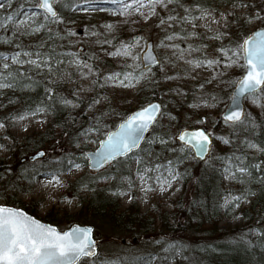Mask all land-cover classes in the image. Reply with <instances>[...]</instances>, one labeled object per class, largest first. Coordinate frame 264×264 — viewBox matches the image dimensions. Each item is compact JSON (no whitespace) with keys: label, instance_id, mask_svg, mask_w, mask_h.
<instances>
[{"label":"snow or ice","instance_id":"6c2138e0","mask_svg":"<svg viewBox=\"0 0 264 264\" xmlns=\"http://www.w3.org/2000/svg\"><path fill=\"white\" fill-rule=\"evenodd\" d=\"M97 16L119 17L121 24L135 22L133 18L155 22L153 26L164 33V38L158 44L143 35L122 40L115 35V23L78 24L80 17ZM0 32V44L11 46L0 51V96L7 98L4 90L15 89L18 84L29 90L44 84V96L35 103H22L9 111V106L19 101L0 102V108L5 109L0 116V153L12 150L17 139L13 130L50 131V118L57 113L60 122L56 127L61 136L52 145L57 158L47 165L41 162L47 149H38L31 170H0V264H118L101 255L92 226L76 224L60 229L13 203L21 195L30 199L36 196L37 186L41 193L65 188L68 176L88 168L96 176L91 183L116 188L114 196L135 202L138 189L145 197L150 193L168 197L180 191L177 186L187 175L186 162L207 164L213 140H218L235 148L216 157L221 180L242 187L224 189L216 207L234 214L253 202L257 192L249 185L254 181L259 184V197L264 199V138L256 140L258 128L264 134V121L257 124L242 106V101L250 98L264 110V0H224L215 5L212 0H0ZM24 38L29 42L24 43ZM193 38L216 43L209 51L207 43L189 42ZM158 48L167 50L163 57L156 54ZM103 58H119V70L109 68ZM174 60H183L193 72L209 71L210 78H203L200 94L188 105L193 110L218 107L221 97L209 86L230 85V102L222 113L227 136L210 131L208 115L196 111L198 118L191 125L172 131L177 117L163 102L140 104L136 110L119 115V122L112 120L117 115L114 110L105 111L107 97L97 89L112 85L143 91L145 85L159 83L154 65L164 80L173 81L176 77L165 69ZM234 70L239 74L225 80ZM171 91L187 96L182 86ZM87 93L91 95L85 98ZM81 105L91 113L86 122L77 119L83 112ZM93 144L95 149H91ZM121 168L127 175L120 174ZM82 186L95 191L88 184ZM65 203L75 207L77 202ZM193 203L204 207L199 201ZM258 225L249 231L264 243V221ZM156 244L163 254L149 253L140 264H184L189 259L182 244Z\"/></svg>","mask_w":264,"mask_h":264},{"label":"trees","instance_id":"16d2710c","mask_svg":"<svg viewBox=\"0 0 264 264\" xmlns=\"http://www.w3.org/2000/svg\"><path fill=\"white\" fill-rule=\"evenodd\" d=\"M220 1L212 0V4L215 5ZM68 15L70 16L72 14L69 12ZM8 47L11 46L0 44V51H8ZM67 87L71 88L69 85ZM43 88V83L34 85L31 90L25 89L21 84H18L15 89L4 90L7 98L0 96V102L7 104L8 99L18 100L19 102L14 107L9 106L8 109L9 111H15V109L21 107L22 103H35L43 97ZM63 94L67 95V90H64ZM138 95L140 97L139 105L146 104L149 101L159 100L157 85H145L143 91H138ZM223 99L222 103L226 105L229 102V95ZM81 107L83 108V112H81L77 119L86 122L91 114H89L88 109L84 105H81ZM135 109L137 107H127L124 104L122 111L115 115V121L119 122V115ZM2 110L5 111L4 108ZM183 112L184 106L179 105L176 112H174L176 113L175 116L177 119L172 122L174 126H179L180 129L187 124L179 118V114ZM174 113L172 112V114ZM251 115L255 117L257 124L264 121V110L261 108L258 111L254 110ZM51 121L50 131L45 130L44 132L27 136L24 144H14L16 150L21 155L23 153L30 154L38 149H47L48 144L53 145L57 139H61L60 130L56 127L57 123L60 122L59 113L53 115ZM213 128L215 130L224 129L228 133L221 117L217 119ZM261 138H264V134L258 128L256 140L259 141ZM241 139H243L242 136ZM64 141H67L66 137ZM220 148H222L220 152H216V148L213 147L210 157L207 158V164L197 160H194L193 164H187L189 161L186 162L187 175L184 181H182L183 193L173 201L172 211H167L161 208L160 205H154L150 210L142 212L136 200L135 202H131L128 208L122 209L120 197L112 194L117 189L105 187L103 182L98 185L92 184L91 181L95 180L96 176L88 170L70 185V188L73 190V196L79 199L81 205L78 215L89 213L98 220L112 222L117 231L130 232L135 242H138V240H147L150 237L160 234L163 236V233L166 232L172 236V239L175 241L174 243H179L184 246V255L188 258L190 257L187 264H264V243L249 231L250 228L255 229L261 226L258 225V222L264 221V199L259 197L258 182L254 181L253 185H249L257 192V196L252 198L253 202L246 204L240 210L244 225L241 228L234 229L230 233L229 231H223L219 226L223 215L227 212L224 209H218L216 207L218 195H223L224 189L236 191V189L242 187L238 183L229 185L227 182L221 180V173L218 170L220 164L216 157L230 154L235 148L233 145L225 144ZM78 155L79 153L77 152ZM56 158L57 156L50 158L47 155L41 162L47 165L49 161L55 160ZM9 161V159L1 158L0 170L11 167L18 173H23L25 168L31 170L32 166L36 164V161H18L19 163L13 166V163ZM196 166H198V169L197 172H194L193 170ZM120 174L127 175L126 169L121 168ZM81 177L82 179H80ZM22 183L26 184L27 182L24 181ZM83 184H88L89 187L95 188V191L84 189ZM188 188H190V191L187 190ZM193 201L201 202L204 207L198 208ZM13 203L17 207L23 206L17 199ZM35 207V204L32 203L22 208L30 214H34ZM39 218L58 226L60 229H65L74 223L84 224L79 220H75V214L68 213L59 216V214L52 215L49 212L46 216ZM64 222L67 225L63 226L62 223ZM97 230L96 228L95 232ZM190 233L194 234L196 239L191 244H186L184 243V238ZM175 236H178V240H175ZM124 240L126 239L123 238ZM148 254L120 258L119 264H140V260Z\"/></svg>","mask_w":264,"mask_h":264},{"label":"rangeland","instance_id":"374dc122","mask_svg":"<svg viewBox=\"0 0 264 264\" xmlns=\"http://www.w3.org/2000/svg\"><path fill=\"white\" fill-rule=\"evenodd\" d=\"M224 0H221L217 4H223ZM121 18L119 17H105V16H97L94 19L84 18L80 17L78 20V24L80 25H88V24H97V23H104L105 21L110 23H115L116 29H115V35L118 39L122 40H128L133 35H143L146 38L150 39V41L158 44L163 38L164 33L157 27H154V23H146L138 18H133L135 22H132L131 20L127 24H121L118 23V21ZM78 31H82V29L77 28ZM201 32L204 31V29H200ZM0 34H3L0 32ZM10 35V33H9ZM210 36L211 33H208ZM195 44H200L201 42L207 43L210 45L209 51H211V46L214 45L216 42L207 40L206 38L201 41L199 38H193L189 42H193ZM28 38H24V43H28ZM182 48H186L187 44H181ZM10 50L11 47H8ZM86 51H90V49H87L85 47ZM167 50L165 49H156V54L163 57ZM195 55V54H194ZM104 63L107 64V66L113 70H119L120 60L119 58H103ZM187 69V71H186ZM153 71L157 72L156 80L159 82L157 84V91L159 94V100L163 103H166L170 110L174 107L172 112H176V109L179 107V105L184 106V112L179 114L180 120L186 122V126L191 125L192 122L198 118L197 115L194 114V111L198 112L199 115H208V127L209 130L214 132L215 135H224L227 136L228 133L224 129H217L215 130L213 126L215 125L217 119L221 117V114L224 110V103H221L216 108H201L199 110H193L188 107L189 104L194 102V99L196 96H198L199 93V83L203 81V78H210L209 71H199L193 72L191 67L186 65L183 60L175 61L172 64H168L165 71L174 77H176L173 81H166L163 78V73H160L156 68H153ZM238 70H234L233 72H230L228 76L225 77V80L234 79L236 75H238ZM192 75H196L197 79L193 80L191 79ZM72 87L71 85H69ZM85 86L87 87V82H85ZM177 86H182V91L187 93V96L180 97L177 96L175 91H171V89L176 88ZM209 90L215 92V94H218L221 97V100L223 102V98L225 96L231 95V87L229 84H214L212 86H209ZM101 96L107 97V105L108 107L105 109V111H115V113H120L123 109L124 104H126L127 107L136 108L139 105L140 97L138 95V90L132 89V90H125L121 89L118 86H112L109 85L104 90H99ZM87 95H91V93L85 94V98ZM1 101V99H0ZM227 105V104H226ZM246 105L248 108V112L252 114V112L258 111L260 108L256 105L251 103V99L246 100ZM186 110V111H185ZM5 114V111L0 108V116H3ZM89 114H91L89 112ZM174 113L173 115H175ZM116 116L112 117V120L115 121ZM51 119V118H50ZM165 125L168 124L167 120L164 121ZM179 126L172 127V131L179 130ZM45 129H29V132L25 133L23 130H13V135L17 137V142L15 144H24L25 138L27 136L44 132ZM223 145L218 140H215L214 147L216 148V152H220L222 148H220ZM68 146V144H66ZM92 149H95L96 145L93 144ZM155 150L158 152L160 149L158 146H154ZM35 152H32L30 154L21 155L17 150L16 147H12V150L7 153L3 154L0 153V159L6 158L9 159L10 163H13V166L17 165L18 161H30L28 160V157ZM47 155L50 158H54L57 156V153L53 151L52 144H48L47 146ZM25 159V160H24ZM194 160H190L187 164H193ZM198 166L194 168V172H197ZM89 170H83L80 173H77L75 175H70L67 177L68 186L62 189L58 190H50L47 192H40L39 186L35 189L37 191V195L32 197L31 199L27 196L21 195L20 197L16 198L20 201V204L25 206L28 204H35V211L34 214L43 217L46 216L49 212H51L52 215L59 214V216H63L65 213L68 214H75V220H79L81 223L84 224H91L95 226V229L98 230L95 232L96 238L99 240V251L101 252L102 256L107 257L108 259L118 261L120 258H129V256H140L147 253H154L155 251H160L162 253V250L160 249V246L156 244V241H161L162 243H174L175 241L172 239V236L168 233H163V236L160 234L158 236L150 237V239L147 240H138V242H135L132 239V235L130 232H122L117 231V229L114 227V224L109 221L104 220H98L94 218L89 213L78 215V211L81 209V205L79 203V199L77 197L73 196V190L70 188V185L72 182L76 181L80 176L85 174ZM103 171V170H102ZM133 171H134V165H133ZM104 184V183H103ZM177 187L180 188L179 192H176L174 194L170 193L168 197H163L162 194H152L150 193L147 197L143 196V193H140L138 189L136 190V202L142 212H146L150 210L151 207L154 205L158 206L160 205L161 208L172 211L173 210V201L176 200L179 196L183 193V186L178 185ZM190 191V188L187 189ZM238 190V189H236ZM124 191H127V189H124ZM188 194V193H187ZM188 196V195H186ZM65 200H74L77 203L75 204V207L68 205L65 203ZM58 201V202H57ZM121 206L122 209L128 208L131 204V201L127 197H120ZM21 206V207H23ZM246 204L242 205L241 209L245 207ZM240 209V210H241ZM240 210H237L234 214L233 213H225L221 219L220 222V228L223 231H229L232 232L234 229L241 228L244 224L243 216L240 213ZM234 216L236 218H234ZM63 226L67 225V223H62ZM123 238L126 240L123 241ZM196 239V236L194 234L190 233L188 236L184 238V243L191 244ZM175 240H178V236H175ZM190 258V257H189ZM188 260L184 262V264H187Z\"/></svg>","mask_w":264,"mask_h":264},{"label":"water","instance_id":"95a60500","mask_svg":"<svg viewBox=\"0 0 264 264\" xmlns=\"http://www.w3.org/2000/svg\"><path fill=\"white\" fill-rule=\"evenodd\" d=\"M156 66L154 65L153 66V68H155ZM153 103H160L158 100H154V101H152ZM230 102V101H229ZM242 106L246 109V103H245V100H243L242 101ZM247 110V109H246ZM148 133H146L145 135H147ZM41 151H43V150H41ZM44 158V157H43ZM207 158V157H206ZM42 159V158H41ZM25 160V159H24ZM28 160H30L31 162H34L35 160L33 159V154L32 155H30L29 157H28ZM90 170L91 171H93L91 168H90ZM24 210V209H23ZM25 211V210H24ZM27 212V211H26ZM30 214V213H29ZM30 215H32V214H30ZM34 216V215H33ZM36 217V216H35ZM39 219V218H38ZM42 222H44V221H42ZM44 223H48V222H44ZM77 224V223H76ZM76 224H73V225H76ZM55 226V225H54ZM72 226V225H71ZM81 226H85V225H81ZM87 226H92L94 229H95V227L93 226V225H87ZM57 227V226H56ZM69 228V227H68ZM67 228V229H68ZM67 229H65V230H67ZM93 238L98 242V247H99V241L95 238V231H94V234H93Z\"/></svg>","mask_w":264,"mask_h":264}]
</instances>
